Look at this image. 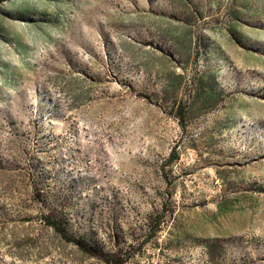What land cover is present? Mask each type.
Here are the masks:
<instances>
[{"label":"rangeland","instance_id":"obj_1","mask_svg":"<svg viewBox=\"0 0 264 264\" xmlns=\"http://www.w3.org/2000/svg\"><path fill=\"white\" fill-rule=\"evenodd\" d=\"M0 264H264V0H0Z\"/></svg>","mask_w":264,"mask_h":264},{"label":"trees","instance_id":"obj_2","mask_svg":"<svg viewBox=\"0 0 264 264\" xmlns=\"http://www.w3.org/2000/svg\"><path fill=\"white\" fill-rule=\"evenodd\" d=\"M50 225H52L54 228H56V230L60 231V232H63V230L60 228V226L57 224V221L55 220H51L50 222Z\"/></svg>","mask_w":264,"mask_h":264}]
</instances>
